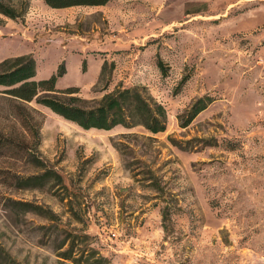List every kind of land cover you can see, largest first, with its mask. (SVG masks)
Here are the masks:
<instances>
[{"label":"rangeland","instance_id":"1","mask_svg":"<svg viewBox=\"0 0 264 264\" xmlns=\"http://www.w3.org/2000/svg\"><path fill=\"white\" fill-rule=\"evenodd\" d=\"M21 54L38 78L62 64L56 86H78L86 104L141 86L166 124L85 129L31 101L44 114L37 155L62 181L0 184V264H76L71 245L102 264H264V0H29L0 21V60ZM104 59L110 78L97 81ZM203 94L213 100L183 125Z\"/></svg>","mask_w":264,"mask_h":264},{"label":"trees","instance_id":"2","mask_svg":"<svg viewBox=\"0 0 264 264\" xmlns=\"http://www.w3.org/2000/svg\"><path fill=\"white\" fill-rule=\"evenodd\" d=\"M50 7L72 5H101L110 0H43ZM29 7V0H0V21L2 17L21 19ZM107 60L101 63L97 81L106 75ZM110 66L113 62L110 61ZM156 64L162 73L166 68L159 55ZM85 60H82V68ZM64 72L60 64L56 72L46 77H36V63L31 54H21L0 60V184L13 189H30L43 185L51 179L62 181L61 175L37 155L40 140L39 129L44 119L43 112L32 105L34 101L82 128L109 129L117 124L130 127L141 125L150 132L165 128L166 110L145 89L138 85L122 86L105 91L94 104H86V98L76 94V85L57 87L56 79ZM182 76L180 82L186 80ZM213 100L209 94L193 99L185 109V125ZM211 141H213L211 139ZM216 142V141H215ZM211 142V143H215ZM226 145L234 148L235 143L227 140ZM23 169L17 168V163ZM30 167L40 171H31ZM22 211L41 209L39 204L27 199L7 197ZM72 245L62 252L72 257L76 264H102L107 261L94 248H86L78 256H71Z\"/></svg>","mask_w":264,"mask_h":264}]
</instances>
